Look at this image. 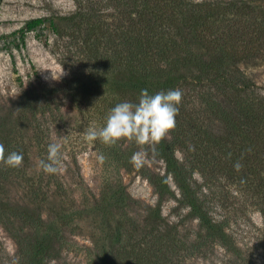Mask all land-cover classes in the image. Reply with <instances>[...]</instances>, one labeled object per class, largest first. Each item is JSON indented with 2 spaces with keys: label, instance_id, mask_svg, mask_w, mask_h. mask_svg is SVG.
Wrapping results in <instances>:
<instances>
[{
  "label": "trees",
  "instance_id": "trees-1",
  "mask_svg": "<svg viewBox=\"0 0 264 264\" xmlns=\"http://www.w3.org/2000/svg\"><path fill=\"white\" fill-rule=\"evenodd\" d=\"M74 1L72 14L35 18L21 30L48 23L67 40L66 76L30 84L17 137L3 138L8 118L0 117L5 154L24 157L19 168L0 164V223L17 243L16 264L60 262L87 224L92 264H264V225L248 226L250 208L264 222V95L242 68L264 59V0ZM142 89L183 93L175 130L143 146L165 172L146 161L135 168L134 141L95 142L110 167L151 183L155 206L133 197L121 176L106 174L96 194L80 173L71 184L63 167L55 174L39 167L57 143L51 125L66 122L64 98L102 127L111 108L137 103ZM168 199L177 203L174 220L163 215Z\"/></svg>",
  "mask_w": 264,
  "mask_h": 264
},
{
  "label": "rangeland",
  "instance_id": "rangeland-1",
  "mask_svg": "<svg viewBox=\"0 0 264 264\" xmlns=\"http://www.w3.org/2000/svg\"><path fill=\"white\" fill-rule=\"evenodd\" d=\"M75 10L74 0H0V117L8 118L5 121L4 139L17 137L16 132L19 129L16 130V125L18 122L21 125L17 118L18 104L30 84H60L66 76L64 60L67 62L70 56L67 40L56 36L48 23L25 34L21 30L29 20L69 15ZM242 68L258 84L260 93L264 95V59ZM62 103L66 122L63 120L56 126L51 125V128L54 141L62 145V159L65 160L62 167L68 171L70 183L78 181L80 173L85 180V186L98 194L106 174L112 177L121 176L133 197L155 206L159 201L158 194L145 177L125 169L117 172L108 162L99 163L97 142H88L84 138L87 129L94 126L93 122L88 120L86 112L79 111L70 100L64 98ZM5 129L7 133L14 129L12 135H7ZM145 161L155 172H165L163 160L150 156L145 157ZM197 177L200 178L198 174ZM170 181L173 184L172 179ZM17 188L11 187V196L16 200L20 197L24 200L23 190ZM176 205L174 199L165 201L163 215L174 220L173 209ZM248 214L250 228H263V218L257 209L250 208ZM192 224L197 226V221L193 220ZM71 240L74 243L71 252H66L60 262L53 261L52 264H92L87 255V247L92 246L90 225L83 227L78 235L71 236ZM17 249L15 239L0 223V264H16ZM194 264L203 262L196 261Z\"/></svg>",
  "mask_w": 264,
  "mask_h": 264
},
{
  "label": "clouds",
  "instance_id": "clouds-1",
  "mask_svg": "<svg viewBox=\"0 0 264 264\" xmlns=\"http://www.w3.org/2000/svg\"><path fill=\"white\" fill-rule=\"evenodd\" d=\"M182 97L183 93L179 89L161 91L154 95H150L147 89H142L137 103L123 101L116 104L110 109L104 126H90L84 138L88 142L99 139L109 147L117 145L121 140L134 141L141 146V150L132 155L130 162L139 169L145 163L146 151L143 146L158 145L171 131L175 130ZM61 149L60 143L48 145L46 160L39 161V167L45 173L55 174L60 171L62 167ZM23 159V154L16 151L6 155L4 145L0 144V164L19 168ZM106 159L102 153L97 155V160L101 164ZM233 167L239 172L243 165L237 161Z\"/></svg>",
  "mask_w": 264,
  "mask_h": 264
}]
</instances>
